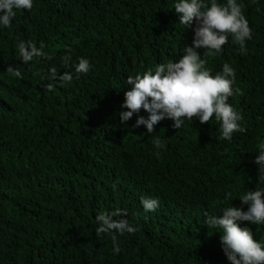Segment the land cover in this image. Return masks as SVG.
I'll list each match as a JSON object with an SVG mask.
<instances>
[{
	"label": "trees",
	"instance_id": "obj_1",
	"mask_svg": "<svg viewBox=\"0 0 264 264\" xmlns=\"http://www.w3.org/2000/svg\"><path fill=\"white\" fill-rule=\"evenodd\" d=\"M177 2L33 0L31 10H15L10 28L0 25V264H230L223 230L208 227L205 213L246 211L239 198L264 188L254 163L264 145V0H237L252 30L247 54L231 36L219 55L197 49L211 75L224 63L235 69L233 90L243 95L228 102L246 131L231 141L214 116L180 129L165 119L153 133L133 127L136 114L120 120L127 77L175 62L191 46ZM20 40L52 59L24 64ZM79 58L89 60L88 73L75 72ZM53 66L73 80L43 78ZM157 137L164 148L154 146ZM144 197L159 200L155 212L144 211ZM116 209L127 216L113 219L138 229L116 234L119 253L110 234L97 235L95 219ZM238 223L264 245V225Z\"/></svg>",
	"mask_w": 264,
	"mask_h": 264
},
{
	"label": "clouds",
	"instance_id": "obj_2",
	"mask_svg": "<svg viewBox=\"0 0 264 264\" xmlns=\"http://www.w3.org/2000/svg\"><path fill=\"white\" fill-rule=\"evenodd\" d=\"M32 8L33 0H0V25L10 28L16 15L15 10ZM174 9L184 28L193 30L191 46L187 45L183 50L184 54L175 62L158 64L154 70L148 69L142 74L127 77L130 87L124 92L121 107L128 111L120 113V120L122 123L127 122L136 114L133 127L144 125L147 133H153L154 126L165 119L172 120V127L180 129L186 120L198 118L201 124H205L214 116L220 123L221 138L231 141L233 133L246 131L241 126L242 114L228 102L234 94L243 95L241 89H235V93L233 90L235 69L224 63L222 72L211 75L206 67L207 61L201 58L197 49H205L204 55H219L231 36L233 43L239 45L240 53L247 54L245 42L252 38V30L244 15V5L237 0H226V3H218V0H179ZM17 47L24 64L34 58L52 59L43 48H38L31 41L20 40ZM70 51L69 49V54L62 58L66 67L70 66ZM74 67L76 73L86 74L92 65L87 58H79ZM7 72L13 77L23 78L20 70L12 66L7 68ZM43 78L70 83L73 75L70 72L59 74L53 66ZM52 86L49 84L47 87L51 89ZM141 110L147 113V117L139 115ZM153 143L157 149L165 147L159 137ZM254 163L258 165V171L264 173V145L260 146ZM231 195L228 193L229 197ZM239 200L241 204L247 205L246 211L229 206L223 209L220 217L205 213V224L223 230L220 240L230 264H264V245L254 239L249 227H241L238 223L264 225V188L248 191ZM141 204L145 212H155L159 207V200L144 197ZM117 216L126 217L127 212L116 209L101 212L95 217L99 225L97 235L110 234L115 253L120 252L116 234H134L138 230L130 226L125 218L113 219Z\"/></svg>",
	"mask_w": 264,
	"mask_h": 264
}]
</instances>
